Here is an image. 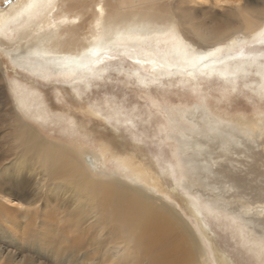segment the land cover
Listing matches in <instances>:
<instances>
[{"label":"rangeland","instance_id":"374dc122","mask_svg":"<svg viewBox=\"0 0 264 264\" xmlns=\"http://www.w3.org/2000/svg\"><path fill=\"white\" fill-rule=\"evenodd\" d=\"M16 1L0 0V11H9ZM227 1L180 0L179 5L204 24L237 28L240 19L232 7L238 6L254 22L264 19V0ZM254 35L231 32L230 40L219 45L249 41ZM127 76L110 70L88 87L43 80L16 70L0 48V210L10 213L0 211V264H115L101 254L118 237L111 217L121 203L104 197L105 221L90 214L80 220L73 199L50 187V178L14 167L10 136L25 122L83 159L92 157L93 167L86 163L91 178L118 180L173 205L199 241L203 264H264L259 247L264 228L256 224L258 216L264 219L258 211L264 206V160L260 169H251L253 154L264 156V136L253 134L257 126L264 130V94L254 91L255 77L236 84L206 77L144 86ZM16 80L33 93L29 98L38 99L31 110L16 104ZM9 165L14 169L8 173ZM138 171L142 176L137 177ZM23 181L25 188L19 186ZM4 195L26 209L2 200ZM140 255L117 264H148Z\"/></svg>","mask_w":264,"mask_h":264},{"label":"bare ground","instance_id":"6f19581e","mask_svg":"<svg viewBox=\"0 0 264 264\" xmlns=\"http://www.w3.org/2000/svg\"><path fill=\"white\" fill-rule=\"evenodd\" d=\"M179 1L52 0L51 5L42 4L38 8L29 9V4L34 0H17L16 3L10 4L9 11L4 13L0 11V48L6 50V55L9 56L16 70L21 69L36 78L58 81L62 84L68 83L71 86L84 83L88 87L91 81L102 77L103 73L110 70L126 73L129 78L144 86L173 79L180 83H195L206 77L236 84L239 79L244 80L253 76L256 82L254 91L263 95L264 76L258 75L261 69L256 66L242 67L247 65L248 61L240 59L229 61L227 67L230 70L234 71L238 68L240 70L235 76L230 74L228 78L220 74L224 66H218L216 69L202 68L194 74L190 70L182 71L173 66L158 69L154 73L152 63L144 62L149 60L147 54L140 55L133 52L132 55L142 61L137 64L123 55L125 49L112 53L114 58L104 59L102 63L93 65L89 69L64 65L66 58H79L101 40L108 44L110 39L115 38L116 33L128 30H135L144 35L171 30L185 45L196 51L222 47L220 43L230 40L231 37L229 38L227 34L231 32L243 34L255 32L251 40H244L248 41V44L243 48V54L246 57H253L256 65H264V49L256 50L259 46H264V43L259 42L258 37V34L264 30V19L259 23L254 22L250 16L246 15V12H242L244 7L238 6L232 7L240 19L237 28H233L229 23L204 24L180 6ZM223 1L219 0V2ZM227 2L240 4L242 0ZM254 37L257 38L256 42ZM167 47L168 45L163 43L160 45L162 52ZM240 54L239 49L231 53L235 57H239ZM24 87L18 84V81L15 82L17 92L15 94L18 96L14 100L20 109L31 110L39 102H33L36 97L29 98L27 94L33 93L26 92ZM255 129L254 135L260 131L261 136H264L262 128L257 126ZM10 137L15 143L14 167L37 172L42 179L50 178V187H56L57 191H64L73 199L75 208L80 212V220L86 219L89 216L87 214H90L92 219L95 217H98L97 220L106 219L104 214L107 207L103 204L104 197L112 198L110 203L114 202L113 204L116 205L121 203L122 208L119 206L117 213L111 217L112 223L116 224L113 233L118 237L106 250L102 249L101 255H104V258L107 255L111 262L115 261L117 264L121 259L130 258L135 253H139L140 261L145 258L148 264H203L200 258L202 254L199 241L195 238L189 223L173 205L163 201L162 197H152L118 180L106 181L91 178L86 158L83 159L68 145L44 137L34 126L26 122L19 124ZM252 158L255 165L253 164L251 169H260L258 165L263 162L264 156L254 153ZM14 167L9 165L6 171L9 173ZM137 174V177L142 176L141 171ZM226 176L236 186L235 178L229 174ZM19 186L25 188L26 184L23 181ZM107 189L109 191L104 195ZM2 197V200L11 205L25 207L18 200H11L5 195ZM251 203L254 204V202ZM0 211L10 214L6 209ZM258 211H260L259 215L264 217V206ZM258 219L259 222L256 224L264 228V219H260L259 216ZM16 225L17 230L21 232L23 228ZM98 226V233H102V224ZM131 244L132 248H130ZM87 262V264H94L89 260Z\"/></svg>","mask_w":264,"mask_h":264},{"label":"snow or ice","instance_id":"6c2138e0","mask_svg":"<svg viewBox=\"0 0 264 264\" xmlns=\"http://www.w3.org/2000/svg\"><path fill=\"white\" fill-rule=\"evenodd\" d=\"M52 0H34L29 4L28 8H38L42 4L51 5ZM259 42L264 43V30L259 34ZM254 37V42H256ZM168 45L163 52L160 49L161 44ZM248 44V41L232 40L229 45L225 47L212 48L205 51H196L185 45L184 42L177 37L171 30L156 33L154 35H144L135 30H128L126 32H118L114 39H110V43L105 44L103 40L96 46L90 48L83 56L79 58L67 59L63 62L65 66L75 65L80 68L89 69L93 65L100 64L104 59H112V53L118 52L120 49H125L123 55L135 61V63H142L141 59L133 56L136 52L140 55L147 54L148 61L153 65V72L158 69H165L177 67L182 71H191L193 74L202 68L216 69L218 66H224L220 74L225 78L231 74L235 76L240 70H230L227 65L231 60H246L247 66H256L261 69L258 75L264 76V65H256L253 57H246L243 54V48ZM240 50V56H232L231 53L235 50ZM259 247L264 253V240L259 242Z\"/></svg>","mask_w":264,"mask_h":264},{"label":"water","instance_id":"95a60500","mask_svg":"<svg viewBox=\"0 0 264 264\" xmlns=\"http://www.w3.org/2000/svg\"><path fill=\"white\" fill-rule=\"evenodd\" d=\"M86 162H87L91 167H93L92 157L87 156V157H86Z\"/></svg>","mask_w":264,"mask_h":264}]
</instances>
